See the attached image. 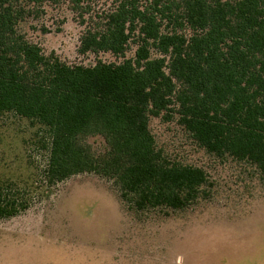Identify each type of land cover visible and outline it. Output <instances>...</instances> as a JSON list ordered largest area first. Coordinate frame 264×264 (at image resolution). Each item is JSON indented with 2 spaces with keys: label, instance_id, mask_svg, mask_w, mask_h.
I'll list each match as a JSON object with an SVG mask.
<instances>
[{
  "label": "trees",
  "instance_id": "1",
  "mask_svg": "<svg viewBox=\"0 0 264 264\" xmlns=\"http://www.w3.org/2000/svg\"><path fill=\"white\" fill-rule=\"evenodd\" d=\"M23 14L0 0V114L45 128L48 185L94 173L135 211L186 208L208 177L157 149L150 118L162 114L177 115L208 152L256 165L264 181V0H127L79 49L125 60L89 67L44 55L18 33ZM134 39L135 56L126 58ZM91 136L105 140V153L87 143ZM18 190L0 184V220L28 210Z\"/></svg>",
  "mask_w": 264,
  "mask_h": 264
},
{
  "label": "rangeland",
  "instance_id": "2",
  "mask_svg": "<svg viewBox=\"0 0 264 264\" xmlns=\"http://www.w3.org/2000/svg\"><path fill=\"white\" fill-rule=\"evenodd\" d=\"M126 1L13 0L24 12L17 31L70 66L120 64L124 57L79 49L83 36L100 30L105 16ZM154 1L137 0L141 7ZM137 48L131 40L126 58ZM150 130L169 161L207 174L199 197L184 209L135 211L112 180L94 173L48 185L45 128L0 114V184H14L30 201L25 212L0 220V264H264V181L257 166L208 152L177 115L151 117ZM87 143L97 154L107 151L101 136Z\"/></svg>",
  "mask_w": 264,
  "mask_h": 264
}]
</instances>
